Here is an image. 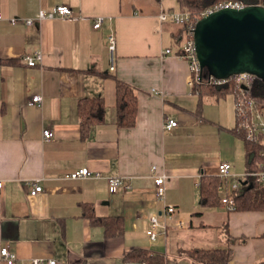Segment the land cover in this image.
I'll return each instance as SVG.
<instances>
[{"label":"crops","instance_id":"crops-1","mask_svg":"<svg viewBox=\"0 0 264 264\" xmlns=\"http://www.w3.org/2000/svg\"><path fill=\"white\" fill-rule=\"evenodd\" d=\"M56 5L82 18L35 21L28 28L7 20L34 18ZM0 10V249L15 255L12 264H125L123 256L139 248L164 255L169 264H189L178 250L222 246L232 250L227 264L264 262V238L258 237L264 214L228 211L220 201L200 206L199 180L218 176L219 163L231 166L230 176L221 178L220 200L248 173L243 141L231 131L233 95L192 92L188 63L176 56L184 28L159 20L161 13L181 11L177 0H0ZM97 17L102 26L93 29ZM37 53L34 67L21 60ZM115 77L135 89L132 128L116 126ZM34 95L42 97L40 106L28 104ZM85 98H101L105 110L84 134L78 105ZM170 120L177 124L166 129ZM47 129L49 141L42 136ZM80 168L100 176L65 178ZM163 175L164 202L156 200L153 182ZM108 177L129 188L110 193ZM27 181L42 191L30 196ZM164 205L176 213L166 217ZM88 215L121 218L123 234H106ZM153 215L166 231H157L152 242L146 230ZM228 236L245 241L231 244ZM0 264L7 263L0 257Z\"/></svg>","mask_w":264,"mask_h":264},{"label":"trees","instance_id":"trees-1","mask_svg":"<svg viewBox=\"0 0 264 264\" xmlns=\"http://www.w3.org/2000/svg\"><path fill=\"white\" fill-rule=\"evenodd\" d=\"M221 0H177L181 11H188L191 15L198 14L211 7L214 3ZM246 4H254L262 0H238ZM210 76L206 68H203L204 81ZM115 123L120 128H132L136 123V113L138 100L135 89L130 84L121 81L115 77ZM193 85L192 92L202 97L203 95H213L217 98L224 97L228 94L233 95L236 109V124L231 131L237 135L244 145L246 172H256L264 170V133L257 132L255 139H248L246 130L242 127L245 121L254 118V111L264 116V82L256 80L249 76L247 82L237 83L236 76L228 78L226 85L214 87L206 82ZM244 86L245 88H242ZM239 99H249L254 102V111L249 110L247 104L241 105V112L237 111ZM104 102L101 98H85L78 105V117L80 120V130L87 133L103 120ZM238 180V179H237ZM247 183L240 179V188L231 191L229 194L233 197V206L228 211L233 212H258L264 214V185L254 180L246 178ZM243 181V182H242ZM245 182V184H243ZM222 180L219 176H202L199 180L198 191L200 206L213 207L220 200L218 191ZM240 190V191H239ZM228 196V195H227ZM176 213V211H175ZM93 223L104 227L106 234L121 235L123 227L121 218H108V220L97 219L88 215ZM264 238V232L258 236ZM244 243L245 238L227 237L228 243ZM178 257L185 258L189 264H227L232 250L228 246L215 248H190L178 250ZM122 261L125 264H169V260L160 254H149L139 248L134 249L123 256ZM257 264H264L259 262Z\"/></svg>","mask_w":264,"mask_h":264},{"label":"built area","instance_id":"built-area-1","mask_svg":"<svg viewBox=\"0 0 264 264\" xmlns=\"http://www.w3.org/2000/svg\"><path fill=\"white\" fill-rule=\"evenodd\" d=\"M258 6L264 7V0L257 4ZM245 5L238 1V0H221L216 3H214L211 7L200 11L198 14L191 15L188 11H172V12H164L159 15V20L161 22L169 21L173 24L180 25L184 28V41L181 45V48L176 53V56L184 59L187 61L190 71V79L188 81V85L192 88L193 85H197L199 83H202L204 81L203 77V68L201 67L200 61L197 57L195 46H194V40H193V32L195 29L196 22L213 12L222 10V9H240L243 8ZM82 16H74L70 8L66 5H56L53 7L50 11H45L40 9L34 18H24V17H11L8 18V22L11 25H23L26 28L32 26L34 22H42V21H53L57 19H73V20H80ZM4 17L2 15V12L0 10V20H3ZM103 18L97 17L93 22V29H99L102 26ZM107 41H108V54H109V65L110 70L113 69L114 64V56L116 52V38L114 31H110L107 34ZM171 51L166 50L165 54H169ZM28 67H34L36 64L41 60V54L37 53L35 55L26 54L22 56L21 59ZM237 83H245L247 82V79L249 75L247 74H239L235 75ZM228 81L227 79H216L213 76H208L207 79H205L204 82H206L208 85L214 86V87H222L226 85ZM42 101V97L40 95H34L30 98L28 101L29 105L33 106H40ZM247 104L249 107V110L254 111V102L249 99H239V102L236 106L238 113L241 112V105ZM254 118H252L250 121H245L242 124V127L246 130L247 138L248 139H255V135L257 132H263L264 133V118L263 116L257 112L254 111ZM177 123L175 121H168L166 125L164 126L166 129H171L174 127ZM42 136L44 140L49 141L52 136L53 132L51 130H44L42 133ZM230 164L227 162H221L217 165V175L220 178H227L230 176ZM154 169V167H153ZM99 177L100 173L92 172L88 170L87 168H80L73 172H70L65 175V178L76 180L84 177ZM246 178L249 180H254L257 183H260L261 185H264V170L262 171H256V172H250L248 173L243 181L247 183ZM108 185H109V192L115 193L120 187L123 188H129V185H124V182L118 178V177H108L107 178ZM154 195L156 200L163 201L165 200V183H166V177L163 176H155L154 177ZM26 184L29 187V195L34 196L42 191V187L38 183H34L31 181H27ZM240 181L239 179L236 180L232 186L231 190L236 191L240 188ZM2 186V183L0 182V188ZM221 203L224 207L227 209H231L233 206V197L230 195L225 196L221 199ZM176 209L172 205H164V214L166 217H169L170 215H173L175 213ZM165 225H160V223L157 220V216L153 215L149 219V225L148 229L146 230V233L149 237L150 241H155L158 237L157 231L162 232V234H165L166 231ZM0 257L7 263L12 264L15 261V255L11 253L7 246H4L0 249ZM31 264H43V261L40 259H33L31 261ZM47 264H56L54 260L49 261ZM90 264V263H85ZM141 264V263H139Z\"/></svg>","mask_w":264,"mask_h":264},{"label":"water","instance_id":"water-1","mask_svg":"<svg viewBox=\"0 0 264 264\" xmlns=\"http://www.w3.org/2000/svg\"><path fill=\"white\" fill-rule=\"evenodd\" d=\"M193 40L210 76L247 74L264 82V7L245 5L208 14L196 22Z\"/></svg>","mask_w":264,"mask_h":264},{"label":"bare ground","instance_id":"bare-ground-1","mask_svg":"<svg viewBox=\"0 0 264 264\" xmlns=\"http://www.w3.org/2000/svg\"><path fill=\"white\" fill-rule=\"evenodd\" d=\"M243 182V181H242ZM240 191V190H239Z\"/></svg>","mask_w":264,"mask_h":264},{"label":"rangeland","instance_id":"rangeland-1","mask_svg":"<svg viewBox=\"0 0 264 264\" xmlns=\"http://www.w3.org/2000/svg\"><path fill=\"white\" fill-rule=\"evenodd\" d=\"M180 250H182V249H180Z\"/></svg>","mask_w":264,"mask_h":264}]
</instances>
